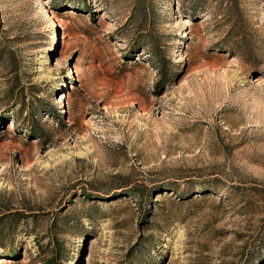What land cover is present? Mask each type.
Listing matches in <instances>:
<instances>
[{"label": "rangeland", "instance_id": "obj_1", "mask_svg": "<svg viewBox=\"0 0 264 264\" xmlns=\"http://www.w3.org/2000/svg\"><path fill=\"white\" fill-rule=\"evenodd\" d=\"M0 264H264V0H0Z\"/></svg>", "mask_w": 264, "mask_h": 264}, {"label": "trees", "instance_id": "obj_2", "mask_svg": "<svg viewBox=\"0 0 264 264\" xmlns=\"http://www.w3.org/2000/svg\"><path fill=\"white\" fill-rule=\"evenodd\" d=\"M9 213H11V211L8 210V209H2V210H0V222H1L5 217L9 216ZM1 228H2V227H1V225H0V229H1Z\"/></svg>", "mask_w": 264, "mask_h": 264}]
</instances>
